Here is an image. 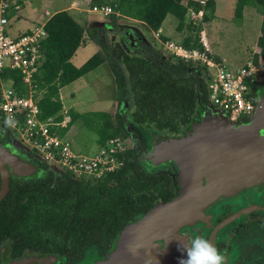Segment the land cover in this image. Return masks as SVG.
<instances>
[{"label":"trees","instance_id":"trees-1","mask_svg":"<svg viewBox=\"0 0 264 264\" xmlns=\"http://www.w3.org/2000/svg\"><path fill=\"white\" fill-rule=\"evenodd\" d=\"M105 1L91 0V7L108 5ZM108 6L115 14L108 16L103 27H83L66 11L53 14L44 24L48 34L41 44L45 61L34 75L38 119L62 122L65 117L61 113L60 89L106 63L114 78L116 100L127 110L112 117L108 112L78 113L70 109L66 113L69 122L57 129L60 136L64 137L79 121L96 134L100 148L115 137L124 138L128 122L156 136L183 134L198 113L209 106L206 69L166 56L161 49L143 42H135L131 48L123 37L124 47L113 33L118 30L116 13L142 22L154 33L168 14L173 15L179 21L177 30L188 31L182 46L202 50L200 27L189 21L187 14L189 9L203 10L202 22H208L213 18V5L203 8L193 0L186 6L174 0H117ZM247 6L262 9L258 53L253 56V63L264 66V0H237L235 19L242 18ZM105 29H111L112 36H106ZM87 38L100 50L82 66L75 67L70 60ZM9 77L14 80L13 89L18 95L26 93L18 72H4L2 78ZM35 161L45 175L22 182L12 179L7 196L0 203V233L12 241L18 253L48 252L65 258L61 264H76L99 235L112 240L156 204L174 197L169 176L137 174L138 163L132 149L126 151L119 170L100 179L76 178L69 172L51 169L40 159Z\"/></svg>","mask_w":264,"mask_h":264},{"label":"water","instance_id":"water-1","mask_svg":"<svg viewBox=\"0 0 264 264\" xmlns=\"http://www.w3.org/2000/svg\"><path fill=\"white\" fill-rule=\"evenodd\" d=\"M144 155L153 166L175 164L181 193L168 202L156 204L128 224L121 231L117 246L100 264H171L172 261L162 259L179 254L174 248V244L181 241L178 229L193 223L198 210L214 195L264 181V88L247 123H233L225 113L209 105L184 135L154 140ZM9 170L26 177L37 172L35 165L15 155V148L7 151L0 143V203L9 192ZM203 178H206L205 184ZM194 191L202 196L199 202L193 200ZM182 210L184 216L180 214ZM159 239L168 240V248H161L156 243ZM127 240L134 245L126 246ZM157 256L159 261L154 260ZM26 260L27 263L48 264V259Z\"/></svg>","mask_w":264,"mask_h":264},{"label":"built area","instance_id":"built-area-1","mask_svg":"<svg viewBox=\"0 0 264 264\" xmlns=\"http://www.w3.org/2000/svg\"><path fill=\"white\" fill-rule=\"evenodd\" d=\"M199 3L204 7V1ZM13 9L18 8L11 0H0V114L6 128L21 136L36 151L37 157L53 170L69 172L76 178L92 179L119 170L127 151L121 137L109 140L95 155L86 156L73 152L66 136L57 133L59 127L66 126L65 118L60 123L53 118L38 119L39 109L33 97L34 75L45 61L41 44L48 34L40 26L10 36L7 28ZM92 11L103 16L115 14L108 5L94 6ZM202 13L203 10H199L191 14L194 24ZM199 41L202 50H189L172 43L166 44V50L175 59L206 69L210 106L225 113L231 122L250 118L256 109L260 85L264 82V66L261 62L254 64L249 60L237 69L228 68L208 55L202 34ZM6 71L20 74L26 93L18 95L13 89L14 80L2 78Z\"/></svg>","mask_w":264,"mask_h":264},{"label":"flooded vegetation","instance_id":"flooded-vegetation-1","mask_svg":"<svg viewBox=\"0 0 264 264\" xmlns=\"http://www.w3.org/2000/svg\"><path fill=\"white\" fill-rule=\"evenodd\" d=\"M263 88L264 82L261 83L257 96ZM201 114L202 112L198 113V118L194 122L199 119ZM248 120L249 118H242L233 123H247ZM142 130L151 135L149 146L154 140L168 137L156 136L143 128ZM186 130L181 135H184ZM13 134L6 128L0 114V143L8 150L14 148V144L10 146L7 142L12 140ZM15 154L21 157L20 154ZM162 165L173 167L174 173L162 172L160 174L169 176L172 185L173 182L175 183L173 185L174 199L181 193V187L177 182V168L172 162L158 166ZM17 178L21 182L24 181V177ZM11 180L12 174L10 173ZM205 183L206 178H203V184ZM121 231L111 240L112 244L107 252L96 260L97 264H100V261L117 246ZM177 234L180 236L181 241L175 243L174 248L175 252H179V254L164 256L163 258H167L168 261H179L181 264H264V181L252 186L234 189L229 193L214 195L202 209L198 210L197 219L193 223L182 225ZM252 236L255 239L250 240L253 242H248L245 247L237 244L238 240H247ZM254 241L258 242L255 243ZM156 243L163 249L168 248L167 245L169 244L168 240L164 239H159ZM58 257L48 252L33 253L23 250L18 253L15 251L12 241L6 238L4 233H0V264H38L36 261L32 263L25 262L26 259L31 260L34 258L38 261L48 259V264H59Z\"/></svg>","mask_w":264,"mask_h":264},{"label":"crops","instance_id":"crops-1","mask_svg":"<svg viewBox=\"0 0 264 264\" xmlns=\"http://www.w3.org/2000/svg\"><path fill=\"white\" fill-rule=\"evenodd\" d=\"M35 1L37 6H39L41 10L35 12L32 11L27 12L28 15L23 16L22 14H20V11L25 6L24 5L25 2H31V0H11L13 6H17L18 9L17 10L13 9V11L11 12L10 22L11 21L21 22L22 19L25 21H29V23L31 22L30 25L23 28L22 29L23 31L21 32H27L29 30L35 29L40 26L44 27L46 21L53 14L61 11H66L78 24H80L83 27L95 28V27H103L104 25V23L102 22H101L102 24L101 23L99 24L97 22L99 18L90 16V14L94 12L92 11V9L87 8L85 4L91 3V0H35ZM174 1L176 3L186 6L189 3V1L192 0H174ZM193 1L198 3L199 1H204L205 2L204 7L206 6V4H212L214 7L212 20L204 23L202 22V15H201L199 19H196L194 21L195 25L200 27V34L204 36L207 45L208 55L211 58H213L215 61L224 65L231 64L230 66H234L237 64L240 65L242 60L244 59L246 63L248 62V59H252L253 61V56L258 53L257 40L260 36L262 9L248 7V6L244 7L242 11V18L240 20L239 19L237 20L234 17L235 6H233L234 4H236L234 2H236L237 0H193ZM113 3H117V0L105 1V4L108 5ZM219 9L220 10L228 9L229 11H232L233 16H231L230 18L234 19V21L238 23V27L236 28L234 27V29H239L241 31V35H240L241 42L237 43V45L235 46L233 45L226 46L225 44H223L220 35H222V33H226V36H230L234 34V29L232 28L233 27L232 25L234 24L232 22H231L232 25L230 24L229 21H233V20H230L229 18L226 20L220 18L218 15ZM192 13L195 14L197 12L193 11L192 9H189L187 14V19L191 22H193V19L191 18ZM116 15L118 17L117 20L118 30L113 32L115 39L120 40L124 37L126 40H128L129 46L131 48H134L135 42H143L153 47H157L161 49L164 55H166L165 53L169 54V52L166 50V44L172 43L175 45L182 46L184 39L188 36L187 30H183L181 32L177 30L179 21L176 17L170 14H168L165 17L157 33L149 31L146 28V26L140 21L128 17L120 16L118 13H116ZM170 16L174 20L170 24V27L167 29V27L164 25V22H166ZM171 30H174V32L172 33ZM113 33L111 29H105L104 31V34L106 36H112ZM200 34H199V38H200ZM121 42L125 45L123 41ZM87 48H91V50L89 51ZM99 50H100L99 46H97L95 43H93L87 38L86 42L77 49L74 56L71 58L70 62L75 67H80ZM104 65L109 70V67L106 63L101 66ZM101 66H99L98 68H100ZM98 68H96L95 70H98ZM93 71L81 77L77 81H81V79L88 76ZM77 81L73 83H76ZM63 88H61L59 92L62 104L65 103V97L62 94ZM74 97L76 99L75 94ZM115 102L117 103L118 101L116 100ZM97 150L99 151L100 147L96 149L95 154L98 153Z\"/></svg>","mask_w":264,"mask_h":264},{"label":"rangeland","instance_id":"rangeland-1","mask_svg":"<svg viewBox=\"0 0 264 264\" xmlns=\"http://www.w3.org/2000/svg\"><path fill=\"white\" fill-rule=\"evenodd\" d=\"M24 5L25 6L20 11V14H22L23 16L28 15L27 12H35L41 10V8L37 6L35 0H31V2H25ZM85 5L87 8L92 9L91 3H87ZM233 6H235V4ZM232 13L233 12L229 11L228 9H219L218 11V15L220 18H223L225 20L229 18L230 20H233L229 22L231 25L232 23L234 24L232 25V28L234 29V27H238V23L234 21V19L230 18L231 16H233ZM90 16L99 18V20H97L99 24L101 22L106 24L108 22V16H103L97 13H91ZM173 20L174 19L170 16L167 21L164 22V25L167 27V29L170 27V24L173 22ZM30 23L29 21H25L23 19L21 22L11 21L10 27L7 28L8 34L10 36H13L23 31L22 29L29 26ZM171 32L173 33L174 30H171ZM240 35L241 31L239 29H234V34L226 36V33H222V35L220 36L222 38L223 44H225L226 46H235L237 45V43L241 42ZM116 41L121 42L123 41V39H116ZM87 49L89 51L91 50V48ZM165 54L170 55L168 53ZM249 60L252 59H248V61ZM245 63L246 62L244 59L242 60L240 65L237 64L234 66H230L231 64H226V66L228 68L230 67L237 69ZM73 93L75 94L76 99ZM62 94L65 97V103H63V111L61 113L65 117L66 124L69 122V118L66 116V113L70 109H73L78 113L108 112L112 117H115L118 114H121L124 110H127L124 109L121 103L115 102V83L110 71L105 65L98 68V70L93 71L91 74L81 79V81H77L76 83L70 84L63 88ZM65 136L67 140L71 143L72 151L78 154L93 156L96 152V149L100 147L97 143L98 137L96 136V134L87 130L81 124L80 121L76 122L73 126H71ZM12 137V140H8L7 142L10 144V146L14 144L15 153L20 154L21 157H18L16 154L15 155L20 160L31 163L37 168L36 173L27 177L18 176L13 171L9 170L12 174V179L15 180L18 179L17 177H24L23 180H27L32 177L35 178L39 176H44L45 172L39 168L37 162L35 161L36 158L39 159L37 157L36 152L25 143L24 139L21 136L16 135V133H14ZM122 139L125 142L124 144L127 150L132 149L135 152V158L138 163V175L160 174L162 172L169 174L174 173L173 167L171 165L153 166L151 162L146 161V156L144 154L150 148L149 143L151 141V135L149 133H146L142 129L133 126L128 122L125 126V137ZM3 148L6 149L5 147ZM6 150L9 151L8 149ZM174 184L175 183L173 182V185ZM253 239H255V237L252 236V238H249L247 240H238L239 242L237 244L245 247L248 242H253L250 241ZM254 242L257 243L258 241ZM111 244V240L108 241V239L103 234L99 235L98 240H94L87 247V249L82 253L80 260L76 264H97L96 260L107 252ZM58 258L60 260L59 264L64 263L66 261L63 257Z\"/></svg>","mask_w":264,"mask_h":264},{"label":"bare ground","instance_id":"bare-ground-1","mask_svg":"<svg viewBox=\"0 0 264 264\" xmlns=\"http://www.w3.org/2000/svg\"><path fill=\"white\" fill-rule=\"evenodd\" d=\"M202 199V196H200V194L197 196V194L195 193V191H194V193H193V200H195V202H199L200 200ZM180 214L182 215V216H184L185 215V211L184 210H182L181 212H180ZM132 245H134V243L131 241V240H127L126 241V246H130V247H132ZM161 256H163V255H161ZM161 259V258H160ZM167 258H165L164 259V261H168V260H166ZM154 260H158L159 261V257L157 256V257H155V259ZM133 264H145V263H133ZM171 264H181L179 261H172L171 262Z\"/></svg>","mask_w":264,"mask_h":264}]
</instances>
